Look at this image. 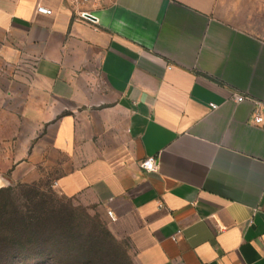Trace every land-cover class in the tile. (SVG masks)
Instances as JSON below:
<instances>
[{"label": "crops", "instance_id": "1", "mask_svg": "<svg viewBox=\"0 0 264 264\" xmlns=\"http://www.w3.org/2000/svg\"><path fill=\"white\" fill-rule=\"evenodd\" d=\"M0 60L33 65L5 163L95 207L133 264H264V0H0Z\"/></svg>", "mask_w": 264, "mask_h": 264}, {"label": "rangeland", "instance_id": "2", "mask_svg": "<svg viewBox=\"0 0 264 264\" xmlns=\"http://www.w3.org/2000/svg\"><path fill=\"white\" fill-rule=\"evenodd\" d=\"M32 66L25 62L10 65L0 60V189L12 190L0 194V264H72L75 246L64 243L66 232L57 231V223L72 215L75 219H71L70 229L79 227L87 236L94 232L93 228L98 227L99 222L105 225L104 220L95 207L76 206L58 194L53 175L23 173L5 163L6 160L17 161V156L3 158L5 145L1 142L2 137L14 139V149L8 153L18 154L20 143L16 141L26 136L19 129L26 130V127L13 124V118L3 112L2 101L9 90L18 87L10 86L9 81L13 82L16 76L31 71ZM7 146L10 147L9 144ZM19 218L24 220L27 228L17 230L14 227L16 224L12 220ZM31 230L33 235H30ZM36 232L40 233L38 237L34 236ZM59 243L63 246H58ZM117 243L105 249L99 264H131L128 246L124 242Z\"/></svg>", "mask_w": 264, "mask_h": 264}, {"label": "trees", "instance_id": "3", "mask_svg": "<svg viewBox=\"0 0 264 264\" xmlns=\"http://www.w3.org/2000/svg\"><path fill=\"white\" fill-rule=\"evenodd\" d=\"M12 190L10 188L7 189H0V194L10 193ZM69 218L66 220L63 218L57 223V231L66 232V241L63 237V241L65 244L69 246H75L74 250V260L72 264H99L101 261L102 255L107 250L108 247L118 245L117 241L110 233V231L106 228V226L99 222L98 227L96 226L93 228L92 233L88 234L87 236L84 235L83 231L79 230V227L70 229L69 225L75 219L74 216L69 215ZM14 222V227L17 230H21L27 228L24 225V220L22 219H15L12 220ZM33 230V227H32ZM30 231V235H33ZM42 232V231H40ZM99 233V236H98ZM39 232L34 235L37 237L39 236ZM58 246H63L62 243H59ZM131 264H133L131 262Z\"/></svg>", "mask_w": 264, "mask_h": 264}, {"label": "built area", "instance_id": "4", "mask_svg": "<svg viewBox=\"0 0 264 264\" xmlns=\"http://www.w3.org/2000/svg\"><path fill=\"white\" fill-rule=\"evenodd\" d=\"M82 20L87 21L93 25H98L99 24V20L91 15H88L86 13H83L81 15ZM237 102L241 103L246 101L247 99L245 97L242 96H238L235 98ZM260 107H264V105H259ZM212 109L217 110L218 106L217 105H211ZM255 122L258 125H263L264 124V118L261 116V114L259 113V111H256V116H255ZM141 167L148 171V172H158L159 171V165L157 163V161L155 160V158H150L147 159L146 161H144L141 165ZM160 208H163L164 205L160 204L159 205ZM108 216L111 220H115L114 215L112 212H108ZM180 233H178L176 235V237H174V241L177 242L178 241V237H179Z\"/></svg>", "mask_w": 264, "mask_h": 264}]
</instances>
